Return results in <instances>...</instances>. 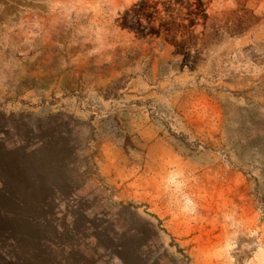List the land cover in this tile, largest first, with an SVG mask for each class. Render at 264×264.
<instances>
[{
	"label": "rangeland",
	"instance_id": "obj_1",
	"mask_svg": "<svg viewBox=\"0 0 264 264\" xmlns=\"http://www.w3.org/2000/svg\"><path fill=\"white\" fill-rule=\"evenodd\" d=\"M0 264H264V0H0Z\"/></svg>",
	"mask_w": 264,
	"mask_h": 264
}]
</instances>
